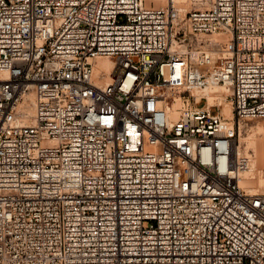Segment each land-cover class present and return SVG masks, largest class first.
I'll use <instances>...</instances> for the list:
<instances>
[{
  "label": "built area",
  "instance_id": "2783aa9c",
  "mask_svg": "<svg viewBox=\"0 0 264 264\" xmlns=\"http://www.w3.org/2000/svg\"><path fill=\"white\" fill-rule=\"evenodd\" d=\"M200 3L0 0V264H264V0Z\"/></svg>",
  "mask_w": 264,
  "mask_h": 264
},
{
  "label": "rangeland",
  "instance_id": "374dc122",
  "mask_svg": "<svg viewBox=\"0 0 264 264\" xmlns=\"http://www.w3.org/2000/svg\"><path fill=\"white\" fill-rule=\"evenodd\" d=\"M156 0H146L147 4L149 5H155V6H163L167 4L164 2V4H157ZM163 1V0H162ZM165 1V0H164ZM188 1V2H187ZM178 4L185 10H192V9H196V8H200L202 6V4L200 3V0H178L177 1ZM181 2H185L186 6H184L185 4L181 3ZM189 6V8H188ZM220 36V35H216L215 37ZM213 111L215 112L216 109L214 108ZM262 125L264 127V117L261 118H253V119H241V120H236V129L238 131L237 133V138H236V150H237V146L240 145V149H241V154L242 155H249L252 157V162H253V172H254V177H250L249 174L248 176L250 177H246L243 180V185L246 186L249 190L252 191H259V192H264V175H261V169L264 170V158L263 161L262 160H258L255 156V147L257 144L262 143L264 144V129H262L261 131L257 128V125ZM254 136V137H253ZM255 142H254V141ZM254 145V148H252V142ZM251 144V146H250ZM249 146V147H248ZM247 151V152H246ZM260 173H258V172ZM256 172V173H255ZM251 173V172H250ZM256 174V175H255ZM258 174V175H257ZM260 174V175H259ZM252 176V175H251ZM259 178H258V177ZM262 178V181H261ZM250 180V182L248 181ZM261 184V188L257 189L255 185H258V181ZM257 181V184H256ZM254 184V185H253ZM252 185V186H251ZM256 188V189H255Z\"/></svg>",
  "mask_w": 264,
  "mask_h": 264
},
{
  "label": "bare ground",
  "instance_id": "6f19581e",
  "mask_svg": "<svg viewBox=\"0 0 264 264\" xmlns=\"http://www.w3.org/2000/svg\"><path fill=\"white\" fill-rule=\"evenodd\" d=\"M157 1V4H164V2L166 3V0L164 1H162V0H156ZM155 1V2H156ZM169 1V0H168ZM167 1V2H168ZM175 1H178V0H175ZM180 1V0H179ZM188 2V1H187ZM181 3H183V2H181ZM183 4H185V2L183 3ZM184 6H186V4L184 5ZM183 7V6H182ZM188 8H189V6H188ZM185 10V9H184ZM216 35H213L212 37H215ZM114 65H115V63H114V61L112 60V59H110V58H106V57H100V58H98L97 60H96V66H97V68H98V70H104L106 73H107V75H108V77L106 78V81H110L111 80V76H110V73H111V71H112V69H113V67H114ZM223 112H224V114L227 116V117H232L233 116V114H232V109H231V107L228 105V104H226L225 106H224V110H223ZM256 128H257V130L259 129L260 131L262 130V129H264V127L260 124V125H257L256 126ZM263 131V130H262ZM254 137V136H253ZM254 141V140H253ZM256 141V140H255ZM254 141V142H255ZM252 142V141H251ZM251 144H252V146H251ZM250 144V146L252 147V148H254V145H253V142ZM249 147V146H248ZM241 147H240V145L239 146H237V150H236V152L237 153H239V154H241V149H240ZM255 156H256V158L259 160H262L263 161V158H264V144H263V142L262 143H259V144H257L256 145V147H255ZM247 152V151H246ZM242 155V154H241ZM256 172H258V171H256ZM255 172V173H256ZM258 173H260V172H258ZM251 175H249L250 177H252L253 178V176H254V172H253V170H252V172L250 173ZM256 175V174H255ZM258 175V174H257ZM260 175V174H259ZM248 176V177H249ZM249 177V178H250ZM254 177H256V176H254ZM258 177V176H257ZM259 178V177H258ZM249 182H250V180H248ZM258 181V180H257ZM257 181H256V184H257ZM260 181V180H259ZM259 181H258V183H259ZM261 181H262V178H261ZM254 185V184H253ZM252 186V185H251ZM256 186V188L257 189H259V188H261V184L259 183L258 185H255ZM255 188V189H256Z\"/></svg>",
  "mask_w": 264,
  "mask_h": 264
}]
</instances>
